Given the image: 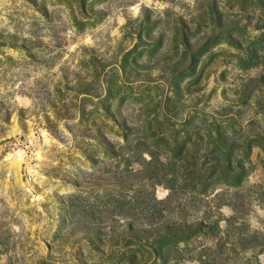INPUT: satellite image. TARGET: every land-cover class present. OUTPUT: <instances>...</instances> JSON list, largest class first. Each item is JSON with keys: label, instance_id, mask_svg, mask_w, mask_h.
Returning a JSON list of instances; mask_svg holds the SVG:
<instances>
[{"label": "rangeland", "instance_id": "374dc122", "mask_svg": "<svg viewBox=\"0 0 264 264\" xmlns=\"http://www.w3.org/2000/svg\"><path fill=\"white\" fill-rule=\"evenodd\" d=\"M259 112L264 0H0V264H264L256 147L237 152L250 157L241 188L177 194L182 209L164 219L218 228L120 241L148 222L153 193H169L140 180L143 159L162 174L185 159L189 172L221 142L217 127L240 144L264 130L249 124ZM232 198L245 228H226ZM252 233L260 246L248 249Z\"/></svg>", "mask_w": 264, "mask_h": 264}, {"label": "trees", "instance_id": "16d2710c", "mask_svg": "<svg viewBox=\"0 0 264 264\" xmlns=\"http://www.w3.org/2000/svg\"><path fill=\"white\" fill-rule=\"evenodd\" d=\"M252 80H250L251 82ZM255 117H260L259 120L264 122V113H257L250 121V127L256 126L259 122L255 119ZM220 118L224 120L226 123L233 122L237 120V118L233 114H224L221 115ZM218 128V132H215L216 139L220 138L218 144L213 143L212 141L206 144V150L204 154L200 157L196 156L192 158L193 163H187L189 166L192 167V170L188 172L185 168V164L187 161L183 159V162L179 164V171L174 173H166L153 168L152 166L155 164V160L153 159L152 155L148 161L143 159V162L149 167L146 172L148 173L147 176H142L140 180H147L151 181L153 188L157 186H165L169 193L164 199H157L155 197V193H153L151 197V205L149 206V217L148 222H143L141 227L133 226V224L126 225L127 233L123 234L120 237V241H130L131 239H136L133 235H137L138 233L141 234H150V232L155 233L158 235L156 240L160 241V243H165L171 236H179L185 235L189 232L192 233H200L203 236H206L207 233L203 232V229H210L211 227L214 228L217 226L218 223L216 221H207V220H199L194 222H183V223H168L165 222L164 219L169 217L170 214L173 213L174 209H182L180 206L182 205V200H177V194L183 195L186 191H189L191 195L197 196L199 199H205L213 195L215 190L212 193H208V190L211 189V185L221 184L227 188L238 189L242 185V178L245 171V164L244 161H249V156H242L239 158L237 152L240 151L241 148L247 151V154L250 153L252 148H259L264 153V130H256L252 129L249 132H244L245 138L244 142L246 144H240V140L243 138L240 137V140H237V132L233 131L230 135H223ZM217 133V134H216ZM251 134V135H250ZM225 136V137H224ZM206 137L211 139V135L208 133ZM188 140H186L187 142ZM182 144V149L185 150L186 155H188L189 149L187 148V143ZM189 143V142H188ZM186 145V146H185ZM210 145H214L213 149H208ZM209 150V152H208ZM184 151V152H185ZM211 157L210 166L205 168L207 164L206 161L207 157ZM185 157V156H184ZM202 159V160H199ZM201 161V163H199ZM163 169L169 168V166L165 163L160 164ZM210 169V170H209ZM180 183V185H178ZM211 186V187H210ZM208 187H210L208 189ZM241 188V187H240ZM226 205L231 208L233 215L225 220L226 228L233 227L234 225H239L240 227H244V224L239 222V215L243 213L244 204L239 202L235 199H230ZM234 222V224H233ZM245 228V227H244ZM150 231H148V230ZM227 232V230H226ZM251 236L248 239H245V236L242 241H245L249 247L248 249H253L254 247L260 246L258 242L254 239V234H249ZM150 254L154 257L158 255V251L156 248L149 247ZM158 260L167 263L166 258L159 257ZM140 264H152L143 263Z\"/></svg>", "mask_w": 264, "mask_h": 264}]
</instances>
